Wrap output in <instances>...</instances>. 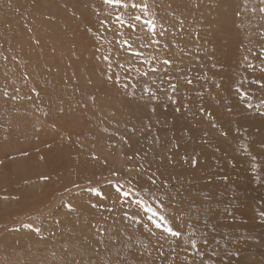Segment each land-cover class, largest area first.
Segmentation results:
<instances>
[{"label": "rangeland", "instance_id": "rangeland-1", "mask_svg": "<svg viewBox=\"0 0 264 264\" xmlns=\"http://www.w3.org/2000/svg\"><path fill=\"white\" fill-rule=\"evenodd\" d=\"M262 213L264 0H0V264H264Z\"/></svg>", "mask_w": 264, "mask_h": 264}, {"label": "snow or ice", "instance_id": "snow-or-ice-1", "mask_svg": "<svg viewBox=\"0 0 264 264\" xmlns=\"http://www.w3.org/2000/svg\"><path fill=\"white\" fill-rule=\"evenodd\" d=\"M105 2L106 3H109V4L121 5L123 3V0H105ZM124 6L126 7L127 5H124ZM132 7H139V5L132 4ZM137 19H139V17H137ZM164 63L165 64H168L170 62L167 61V60H165ZM188 82L191 83V81H188ZM172 87H173V89H175V85H172ZM124 195L126 196L127 193H124ZM262 215H264V213H262ZM161 219H163V218H161ZM156 226L157 227H160L161 225L160 224H157ZM166 231L172 232V230L170 228L169 229H166ZM172 235H179V234L178 233H175V232H172Z\"/></svg>", "mask_w": 264, "mask_h": 264}]
</instances>
